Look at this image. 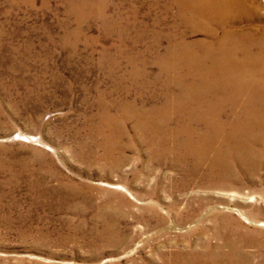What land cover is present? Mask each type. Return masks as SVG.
<instances>
[{"label": "rangeland", "instance_id": "obj_1", "mask_svg": "<svg viewBox=\"0 0 264 264\" xmlns=\"http://www.w3.org/2000/svg\"><path fill=\"white\" fill-rule=\"evenodd\" d=\"M250 3L259 14L237 25H264V1ZM173 13L169 0H0V264H199L234 246L264 264V157L222 190L171 152L177 122L202 129L159 110L183 91L158 63Z\"/></svg>", "mask_w": 264, "mask_h": 264}, {"label": "bare ground", "instance_id": "obj_2", "mask_svg": "<svg viewBox=\"0 0 264 264\" xmlns=\"http://www.w3.org/2000/svg\"><path fill=\"white\" fill-rule=\"evenodd\" d=\"M169 1L174 8V38L170 51L158 63L168 72L167 81L182 84L183 91L172 94L169 104L159 110L162 114L179 112L186 122L202 125L195 131L187 123L181 127L177 122L172 140L177 144L172 145L171 152L175 151L179 162L186 165V174L193 175L203 167L207 188L216 184L217 188L228 189L237 183L234 166L243 170L264 157V25H237L259 14L250 0ZM195 34L200 37L195 38ZM187 79L189 83H184ZM183 135L186 139H179ZM204 145L211 148L210 161L201 155ZM158 148L169 152L164 143L159 142ZM254 247L264 250V243ZM215 249L199 264H250L253 258L235 246L230 253Z\"/></svg>", "mask_w": 264, "mask_h": 264}]
</instances>
